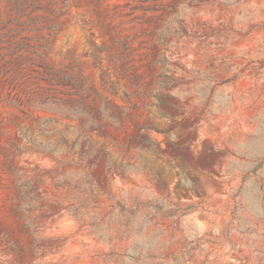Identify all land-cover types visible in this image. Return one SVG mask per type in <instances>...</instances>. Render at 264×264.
I'll use <instances>...</instances> for the list:
<instances>
[{
    "label": "rangeland",
    "instance_id": "rangeland-1",
    "mask_svg": "<svg viewBox=\"0 0 264 264\" xmlns=\"http://www.w3.org/2000/svg\"><path fill=\"white\" fill-rule=\"evenodd\" d=\"M0 264H264V0H0Z\"/></svg>",
    "mask_w": 264,
    "mask_h": 264
}]
</instances>
